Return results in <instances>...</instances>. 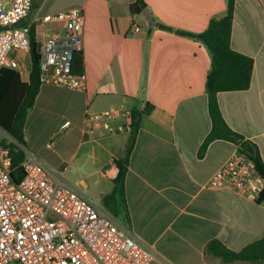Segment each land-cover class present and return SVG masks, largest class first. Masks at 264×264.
Wrapping results in <instances>:
<instances>
[{
    "label": "crops",
    "instance_id": "crops-1",
    "mask_svg": "<svg viewBox=\"0 0 264 264\" xmlns=\"http://www.w3.org/2000/svg\"><path fill=\"white\" fill-rule=\"evenodd\" d=\"M44 1L36 14L83 11L86 80L83 89L40 85L22 128L25 152L66 167L68 181L103 207L115 160L125 155L131 114L150 104L124 181L129 229L155 253L149 264H224L205 253L209 241L238 252L264 237V190L251 200L206 188L239 147L216 140L198 157L211 129L205 88L211 54L198 38L177 33L201 34L225 16L228 0H142L148 19L130 11L135 0H66L54 11L43 9ZM230 46L253 59L251 82L247 90L218 93L219 109L264 162V0H235ZM23 68L18 78L28 82L30 59ZM105 111H114V132L87 131L86 117Z\"/></svg>",
    "mask_w": 264,
    "mask_h": 264
},
{
    "label": "built area",
    "instance_id": "built-area-1",
    "mask_svg": "<svg viewBox=\"0 0 264 264\" xmlns=\"http://www.w3.org/2000/svg\"><path fill=\"white\" fill-rule=\"evenodd\" d=\"M32 1L0 0V70L9 68L23 77L34 40L40 85L83 89L85 74L72 68L73 55L82 51L83 11L40 15ZM113 115L87 116L86 130L113 133ZM249 157L238 149L210 176L206 188L231 189L256 200L264 176ZM21 167L23 177L15 183L9 148L0 145V264H149L155 258L129 228L68 181L66 167L48 166L27 152Z\"/></svg>",
    "mask_w": 264,
    "mask_h": 264
},
{
    "label": "trees",
    "instance_id": "trees-1",
    "mask_svg": "<svg viewBox=\"0 0 264 264\" xmlns=\"http://www.w3.org/2000/svg\"><path fill=\"white\" fill-rule=\"evenodd\" d=\"M32 2L33 11H36L40 1L34 0ZM143 3L142 0H135V3L129 7L130 11L133 14L141 13L145 8ZM234 5L235 0H228L225 16L221 19L211 20L207 29L201 34L194 35L177 31L180 35L196 37L201 40L211 54V68L205 83L211 129L198 150L197 155L200 158L203 157L208 146L213 141L225 140L236 144L238 147L242 141H245L241 135L235 133L226 125L217 102L218 93L247 90L251 82L253 59L233 51L230 46ZM159 26L165 30H172L165 26ZM30 53L31 72L28 82H22L14 70L9 68L0 70V129L11 139L7 147L9 148V157L11 159L10 176L15 183H19L23 177L21 164L25 157V141L22 128L40 87L38 77L39 55L36 53L34 40H32ZM72 66L75 74L83 73L82 54L75 53L73 55ZM145 106L142 112H133L131 114L132 120L125 155L115 160L117 173L112 181L113 188L102 199L103 208L127 228H130V218L124 193V181L129 156L134 148L139 129V118L141 114H149L152 109L150 104ZM251 145L254 149V155L249 158L257 167L259 174L264 176V162H262L257 148L253 144ZM205 253L219 259L224 264L235 262L264 264V237L248 244L238 252L226 248L217 240H211L205 246Z\"/></svg>",
    "mask_w": 264,
    "mask_h": 264
},
{
    "label": "rangeland",
    "instance_id": "rangeland-1",
    "mask_svg": "<svg viewBox=\"0 0 264 264\" xmlns=\"http://www.w3.org/2000/svg\"><path fill=\"white\" fill-rule=\"evenodd\" d=\"M37 1H42V0H37ZM44 2L45 3L43 9L49 7V11L57 10L58 8L66 4V0H45ZM27 61L28 59H26V63ZM0 142L3 144H8L10 142L9 139L4 136V132L2 130H0Z\"/></svg>",
    "mask_w": 264,
    "mask_h": 264
},
{
    "label": "water",
    "instance_id": "water-1",
    "mask_svg": "<svg viewBox=\"0 0 264 264\" xmlns=\"http://www.w3.org/2000/svg\"><path fill=\"white\" fill-rule=\"evenodd\" d=\"M142 14L144 15V17L146 19L149 18V15L147 13V11L144 9L142 11ZM239 149L243 152H245L246 154H248L249 156H253L254 155V149L253 146L248 142V141H242L239 145Z\"/></svg>",
    "mask_w": 264,
    "mask_h": 264
},
{
    "label": "bare ground",
    "instance_id": "bare-ground-1",
    "mask_svg": "<svg viewBox=\"0 0 264 264\" xmlns=\"http://www.w3.org/2000/svg\"><path fill=\"white\" fill-rule=\"evenodd\" d=\"M35 11V10H34Z\"/></svg>",
    "mask_w": 264,
    "mask_h": 264
}]
</instances>
